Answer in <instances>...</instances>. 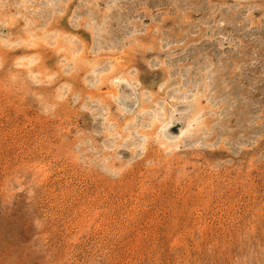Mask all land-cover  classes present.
<instances>
[{
    "label": "rangeland",
    "instance_id": "1",
    "mask_svg": "<svg viewBox=\"0 0 264 264\" xmlns=\"http://www.w3.org/2000/svg\"><path fill=\"white\" fill-rule=\"evenodd\" d=\"M0 264H264V0H0Z\"/></svg>",
    "mask_w": 264,
    "mask_h": 264
},
{
    "label": "bare ground",
    "instance_id": "2",
    "mask_svg": "<svg viewBox=\"0 0 264 264\" xmlns=\"http://www.w3.org/2000/svg\"><path fill=\"white\" fill-rule=\"evenodd\" d=\"M114 69H115V68H114ZM114 69H113V70H114ZM127 77H128V75H127ZM123 78H124V77H123ZM124 79H125V78H124ZM128 80H129V79H128ZM130 80H131V79H130ZM187 94H188V93H187ZM183 97H184V96H183ZM193 100H194V99H193ZM189 101H190V100H189ZM167 105H168V104H167ZM164 112H165V111H164ZM200 113H201V112H200ZM200 113H199V114H200ZM165 114H166V113H165ZM197 116H198V114H197ZM198 117H199V116H198ZM166 119H167V117H166ZM194 119H195V118H194ZM198 119H199V118H198ZM167 120H168V119H167ZM156 122H157V121H156ZM164 122H165V121H164ZM164 122H163V125H164ZM191 122H192V121H191ZM153 124H154V123H153ZM161 124H162V123H161ZM192 124H193V123H192ZM191 127H192V126H191ZM157 128H158V127H157ZM184 132H185V131H183V133L180 134V139H181V136L184 135ZM182 138H183V137H182ZM180 142H182V141H180ZM178 144H179V143H178ZM183 145H184V144H183ZM176 147H177V146H176Z\"/></svg>",
    "mask_w": 264,
    "mask_h": 264
}]
</instances>
